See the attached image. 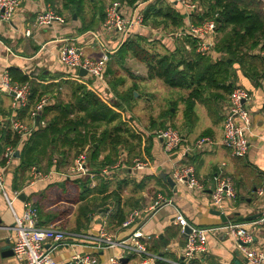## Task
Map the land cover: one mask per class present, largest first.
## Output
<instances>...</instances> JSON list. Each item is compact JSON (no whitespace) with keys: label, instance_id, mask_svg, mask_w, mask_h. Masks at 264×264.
<instances>
[{"label":"crops","instance_id":"crops-1","mask_svg":"<svg viewBox=\"0 0 264 264\" xmlns=\"http://www.w3.org/2000/svg\"><path fill=\"white\" fill-rule=\"evenodd\" d=\"M138 1L142 6H145L150 0H137L136 3ZM165 1L177 8L183 15V8L175 0ZM63 2V0H20V6L15 16L9 22H0V72L9 67H14L28 75L26 81L29 84L31 81L42 84H60L63 86L61 87V97L67 101L69 93L65 91V88L68 87L67 84H62L63 80L77 81L83 84L86 78L75 76L73 70L65 68L58 62V48L64 44L61 40L78 38L83 33L79 29L85 23L92 25L88 30L96 29L104 18H101V15L105 16L108 4L106 5L103 0H88L92 10L90 13H85V0H82L81 10L75 13L71 11V5L65 8ZM120 2L125 1L120 0ZM43 8H51L63 16L64 23L56 21L51 26L44 27L34 25L37 13ZM68 15L71 16L70 20ZM28 29L31 34L25 36L24 32ZM154 29L165 33L161 28ZM151 34L156 36L153 32ZM158 37L165 44L174 41V39L162 37V35ZM76 44L88 55L98 54L95 45H87L81 41H77ZM168 47L174 49V44ZM248 54L255 55L251 51ZM209 55L213 59L220 57L212 49ZM250 59L243 62V67L235 63L234 75L231 77L234 85L246 88L252 95V101L249 104L252 121L251 133L249 134L250 146L247 154L241 158L231 156L228 150L219 145V140L222 137L223 112L227 95L222 102L212 101L215 113H213L214 111L208 112L204 104L197 101L193 113L185 117L183 115L184 98L188 95V90L175 88L170 93L166 91L165 93L168 95L166 100L168 101L161 103L157 101L151 106L150 101L155 102L156 97H150L153 95L152 90L146 91V88H151L149 84L153 80L162 81L148 79L145 65L132 57L126 58L122 66L111 65L114 74L107 71L106 74L111 75V78L117 83V91L124 97L121 99L115 91H112L109 83L111 95L108 97L112 98L113 95L112 101L123 105L122 120L126 122L131 131L139 134V136L138 139L131 140L128 145V147L135 146L136 150L130 152L127 146L120 145L118 147L116 161L123 160L128 165L127 169L104 179L111 183V188H114L120 180L127 182L122 190L120 202L126 215L133 209L146 211L158 193L170 197L173 204L151 212L148 217L140 218L135 224L127 228H123L121 225L108 224L106 214L103 216L99 212L89 214L87 216L88 221H85L84 225L87 233L96 234L101 227H104L109 234L120 239L126 237L135 228L141 227L147 236L148 250L165 258L168 261L166 264H176L181 262L184 245V236L180 234L179 226L172 223V218L177 210L186 217L190 224L201 227L216 226L223 223L219 216L211 213L212 209L220 210L228 218V221L236 220V222L255 220L264 212V196L257 198L254 194L255 189L264 179V59ZM121 71L124 74H121ZM84 85L86 86V84ZM86 88L89 89L87 86ZM140 91H145V94L141 95ZM48 95L53 103L52 94ZM142 98L147 99L146 102ZM11 103V94L0 89V119H7L12 115ZM169 108L175 111L171 117L165 115ZM18 115L20 116V113ZM21 119L30 125L32 124L29 117L24 114L21 115ZM168 123L181 133L185 145L191 144L202 135L209 136L213 140L211 147L187 158V162L193 165L197 177L205 183L206 189L200 195L195 196L189 193L182 184L174 183L173 186H170L168 181L163 178V175L170 177L173 164L182 161L179 149L169 156L165 155L162 151L161 139L153 134L154 128H160L162 124ZM36 125L37 122L33 125L34 128ZM4 146L0 138V153ZM15 150L19 151V156H14L12 162L4 168L8 197L13 199L15 191L24 192L26 197L24 201H31L37 207L41 226H53L67 232H74L78 206L81 203L79 200L81 188L76 182H72V179L67 181L57 173L50 175L47 180L30 185V168L22 177L19 176L14 180L20 163L21 146L18 145ZM137 152L138 154H136ZM103 154L105 152H102L101 156ZM70 156L72 158L68 161ZM56 157L54 156V158ZM75 157L74 153L70 152L62 168L67 170ZM135 158L148 162L149 166L141 170H131L130 166ZM42 165L46 171L39 170L47 172L49 168L47 169L46 161H43ZM219 175L229 176L237 189L236 197L233 200H226L221 209L215 208L210 202L212 183L214 178ZM84 179L88 180V188H94L98 182L96 179V183L90 185L89 179ZM139 184L141 186H138ZM24 201L18 198L13 199L10 207L6 199L0 194V264H22L13 254L7 255L5 252L12 250L14 231L11 227L14 221V213L18 216L22 214ZM107 204L110 210L114 209L113 200L109 199ZM249 229L252 227L250 226ZM261 230L262 226H258V239L262 236ZM75 244V246L61 247L54 256L55 264H67L73 254L92 253L88 243L77 242ZM118 253L119 251L115 249L97 252L99 264H108L109 257ZM134 260L136 259L130 258L127 261H131L130 264H136ZM204 264L248 263H245V257L233 239L221 232L215 235H207Z\"/></svg>","mask_w":264,"mask_h":264},{"label":"built area","instance_id":"built-area-1","mask_svg":"<svg viewBox=\"0 0 264 264\" xmlns=\"http://www.w3.org/2000/svg\"><path fill=\"white\" fill-rule=\"evenodd\" d=\"M183 12V25L173 32L161 33L143 23V7L140 1L134 5H128L118 0L111 1L105 10L104 19L96 29L87 30L73 39H62L64 42L58 48V62L65 68L73 70L75 76H79L80 68L86 70L83 84L95 91L103 99L111 95L110 86L106 80L108 62L112 54L132 34L148 28L156 36L176 38H191L197 41L196 51L202 55L209 54L216 39V22L206 19L199 24L190 21V16L198 11L199 6L195 0H175ZM20 6V0H0V22H9L16 14ZM64 23V17L57 14L51 8L41 9L34 20L36 26H51L54 22ZM30 30H25L24 35L29 36ZM77 41L87 45H95L98 54L88 55L76 44ZM188 47V46H186ZM8 50V49H7ZM9 51V50H8ZM251 53L264 59V48L256 47ZM83 78V77H81ZM0 89L12 96V115L7 119H0V135L8 126L19 136L26 140L34 129V124L39 122V116L44 108L51 104L48 94H42L34 103L28 117L32 124L24 122L17 117V110L26 106L30 95L31 86L28 81L17 82L10 78L7 70L0 72ZM106 100V99H105ZM252 101L250 92L240 86L234 85L227 95L223 112L222 137L219 145L228 150L231 156L244 157L249 149V134L252 121L249 112V104ZM40 124L45 125L44 121ZM153 134L161 139L162 151L169 156L179 149L181 162L173 164L170 178L175 184H182L186 190L197 196L205 189L204 181L200 180L192 164L187 158L194 153L205 151L211 147L213 140L209 136H199L191 144H183V136L171 124L155 130ZM264 142V141H263ZM87 148H84L75 157L72 165L65 171L50 170L43 172L35 166L30 167V185L47 180L50 175L57 173L68 179L88 178L90 185L95 184L96 176L106 178L114 173L123 172L127 166L123 160H117L109 166H105L98 173L89 170L87 164ZM15 147L5 145L0 153V194L11 207L13 199H17L19 191H15L13 199L8 197L4 168L14 158ZM57 157L54 158V161ZM146 161L135 158L132 160L131 170H141L148 167ZM257 198L264 196V179L254 192ZM237 195V189L233 180L226 175L216 176L212 183L210 202L215 208L221 209L226 200H233ZM173 204L170 197L161 193L156 194L152 205L146 210L133 209L130 211L121 227L127 228L135 224L140 218H146L159 208ZM172 223L179 226L180 234L184 236L181 262L176 264H204V255L207 250V235L224 233L230 236L237 248L243 254L248 264H264V212L255 220L247 222L226 221L216 226H195L188 222L186 217L176 211ZM250 226L252 229H249ZM258 226H262L261 238L258 239ZM189 231L185 233V228ZM11 229L12 251L14 257L22 264H55V254L61 247L75 246L77 242H86L92 253L73 254L67 264H99L97 252L115 249L118 254H113L108 259V264H130L131 261L122 262L121 259H136V264H166L168 261L162 256L153 254L146 245L147 236L141 227L132 230L126 237L117 239L101 227L96 234L67 232L64 229L53 226H41L39 224L38 209L31 201H24V209L21 215L14 213V221Z\"/></svg>","mask_w":264,"mask_h":264},{"label":"trees","instance_id":"trees-1","mask_svg":"<svg viewBox=\"0 0 264 264\" xmlns=\"http://www.w3.org/2000/svg\"><path fill=\"white\" fill-rule=\"evenodd\" d=\"M63 1L65 8L71 5L72 12L77 13L81 10L82 0ZM121 1L134 5L137 0ZM195 1L199 9L190 16V21L199 24L206 19L215 20L217 38L212 50L220 57L213 59L209 54L198 53L195 39L176 38L165 44L158 36L152 35L148 28H144L123 41L112 54L107 68L108 73L114 74L111 65L122 66L126 58L132 57L145 65L148 79H159L168 87L188 90L189 93L184 98L185 117L193 113L197 101L202 102L208 112L215 113L212 101H224L234 87L231 79L234 75V64L238 63L242 66L243 62L250 58L262 59L258 55L248 53L258 46L264 48L262 0ZM142 13L143 23L146 26L161 28L167 33L175 31L184 23L182 13L165 0L148 1ZM102 17L104 16L101 15ZM90 27L92 25L85 23L79 31L84 32ZM172 44L174 49L168 47ZM7 71L14 81L28 80V75L18 68L9 67ZM63 83L67 84L69 89L67 101L61 97L63 86L60 84L30 82L28 103L17 110V117L21 119L22 114L28 117L34 103L44 93L52 94L53 103L51 100V104L44 108L39 116V122L26 140H21L10 127L2 131L0 138L3 145H11L15 148L21 146L20 163L14 180L19 176L22 177L31 166L41 169L43 161H46L47 169L61 171L70 152L77 156L86 147H88V168L91 172L98 173L102 168L116 161L120 145L128 147L131 140L138 139L139 134L131 131L122 120L121 103H108L77 81L63 80ZM108 83L112 91L122 99L124 96L117 91V83L113 78L108 79ZM174 113L175 111L169 108L165 115L171 117ZM40 121H44L45 125L42 126ZM164 126L162 124L161 127ZM128 149L132 152L136 147L131 146ZM102 152H105L103 156H101ZM54 156L58 157L56 161ZM96 179L98 182L94 188H88V180L84 178L71 180L81 188L79 194L81 203L78 206L74 232L87 233L84 226L85 221H88L87 216L98 213L99 209H106L104 215H107L108 224L120 226L126 217L120 202L122 190L127 182L120 180L114 188H111V183L106 179L100 176H96ZM109 199L114 201L113 210L107 207Z\"/></svg>","mask_w":264,"mask_h":264},{"label":"rangeland","instance_id":"rangeland-1","mask_svg":"<svg viewBox=\"0 0 264 264\" xmlns=\"http://www.w3.org/2000/svg\"><path fill=\"white\" fill-rule=\"evenodd\" d=\"M104 1V3H106V5L107 4H109L111 1H114V0H103ZM120 1V0H119ZM262 5H263V9H264V0H262ZM105 7V6H104ZM104 7H102V8H104ZM92 10V6H91V4L88 2V0H85V4H84V12L85 13H90V11ZM83 12V13H84ZM71 16L70 15H68V19L70 20L71 18H70ZM216 38H217V35H216ZM121 74H124V72H120ZM109 78H111V75L109 76V74L107 73L106 74V80L108 81V79ZM150 86H151V88H149V87H147L146 88V91H148V90H152V94L153 95H151L150 97H153L154 96V98L156 97V99H155V102H152V101H150V104H151V106L152 105H154V104H156L157 103V101L158 102H162V101H168V100H166L167 99V97H168V95L165 93L166 91L168 92V93H170V91H172L173 89H175V88H172V87H168V86H166V85H164L162 82H160V81H158V80H153L152 82H150V84H149ZM65 91L67 92V93H69V90H68V88H65ZM140 93H141V95H143V94H145V91H140ZM112 98H113V95H112ZM112 98L111 97H108V98H105L107 101H110L109 103H112L113 101H112ZM143 99V101L144 102H146V100L147 99H145V98H142ZM161 128H163V127H161L160 126V128L159 127H157V128H154V130H158V129H161ZM139 130V129H138ZM72 156V155H71ZM69 157V159H68V161L72 158V157ZM131 159V158H130ZM130 162V161H129ZM41 170H45V167H44V165H42L41 167ZM61 171H63V172H65L66 171V169L65 168H62L61 169Z\"/></svg>","mask_w":264,"mask_h":264},{"label":"water","instance_id":"water-1","mask_svg":"<svg viewBox=\"0 0 264 264\" xmlns=\"http://www.w3.org/2000/svg\"><path fill=\"white\" fill-rule=\"evenodd\" d=\"M74 17H75V15H74ZM181 68V67H180ZM78 74L80 75V76H85L86 75V70L85 69H83V68H80L79 69V71H78ZM95 146H96V144H94ZM14 156L15 157H18L19 156V151L18 150H15L14 151ZM163 178L165 179V180H167L168 181V183L170 184V186H173L174 185V182H173V180L170 178V177H168V176H166V175H163ZM25 193L24 192H20L19 193V195H18V199H20V200H22V201H24L25 200ZM106 211V209H99L98 210V212L103 216V214H104V212ZM211 213L212 214H214V215H217V216H219V218L221 219V221L222 222H226V221H228V218L225 216V214L224 213H222L220 210H217V209H212L211 210ZM100 221V220H99ZM189 231V228H185V233L186 232H188ZM5 253H7V255L8 254H13V251L12 250H7ZM121 261L122 262H126L127 261V259L126 258H123V259H121ZM245 263H247V260L245 259Z\"/></svg>","mask_w":264,"mask_h":264}]
</instances>
